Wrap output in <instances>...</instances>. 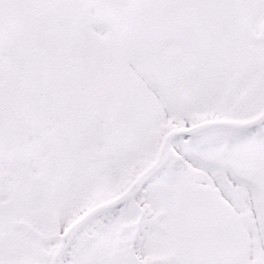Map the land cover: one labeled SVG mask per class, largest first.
Returning a JSON list of instances; mask_svg holds the SVG:
<instances>
[{"label": "snow or ice", "instance_id": "1", "mask_svg": "<svg viewBox=\"0 0 264 264\" xmlns=\"http://www.w3.org/2000/svg\"><path fill=\"white\" fill-rule=\"evenodd\" d=\"M0 264H264V0H0Z\"/></svg>", "mask_w": 264, "mask_h": 264}]
</instances>
